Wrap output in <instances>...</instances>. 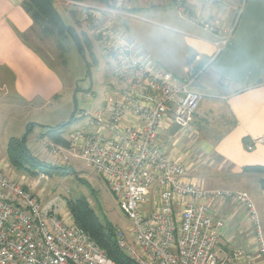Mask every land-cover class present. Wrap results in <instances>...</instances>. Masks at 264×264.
I'll use <instances>...</instances> for the list:
<instances>
[{"label": "built area", "instance_id": "built-area-1", "mask_svg": "<svg viewBox=\"0 0 264 264\" xmlns=\"http://www.w3.org/2000/svg\"><path fill=\"white\" fill-rule=\"evenodd\" d=\"M64 1L84 8L83 20L96 27L112 98L97 112L84 114L85 127L70 135L67 146L41 141L49 159L60 165L81 160L103 178L129 224L115 229L116 246L136 264H264V239L249 196L227 189L207 190L186 181L190 165L170 158L160 146L159 133L168 122L189 136L203 97L194 89L198 76L194 64L178 80L165 70L149 67L130 54L128 42L111 34L95 10L128 14L122 10L137 0H106L108 7L100 8ZM185 1L174 0L176 8L183 11ZM190 21L219 35L213 43L216 54L228 44L231 30L223 32L200 16ZM257 142L263 143L264 138L246 148ZM205 199L244 206L255 228L254 252H217L224 222L211 217L201 203ZM0 264L117 263L76 227L60 200L43 202L0 168Z\"/></svg>", "mask_w": 264, "mask_h": 264}, {"label": "crops", "instance_id": "crops-1", "mask_svg": "<svg viewBox=\"0 0 264 264\" xmlns=\"http://www.w3.org/2000/svg\"><path fill=\"white\" fill-rule=\"evenodd\" d=\"M79 2L98 5L100 1ZM125 8L151 19L148 25L153 27L152 40L147 38L148 47L144 45L142 51L152 59L154 55L155 66L178 79L185 77L190 64H194V72L200 67L194 89L202 92L206 103L200 104L195 113L196 126L192 125L189 136L172 142L177 129L165 124L160 140L162 151L180 162H189L193 157L196 164L200 161L206 165L203 178L193 171V177L187 176L186 181L197 184L196 178H201L207 189L246 193L264 239V189L260 176L243 173L245 167L264 168V142L246 148L264 138V0H186L181 14L174 0H137ZM193 16L210 21L223 32L231 30L229 43L219 54H213V37L189 21ZM32 25L21 0H0V91L13 94L30 107L56 109L65 98L64 83L57 71L27 44ZM105 106L106 103L102 107ZM3 154L0 168L28 186L27 177L10 167L6 150ZM219 164L227 165L230 174L220 172ZM231 177L236 178L233 186L225 181ZM201 203L213 219L224 222L219 229L218 253L256 250L255 228L243 205L215 199Z\"/></svg>", "mask_w": 264, "mask_h": 264}, {"label": "rangeland", "instance_id": "rangeland-1", "mask_svg": "<svg viewBox=\"0 0 264 264\" xmlns=\"http://www.w3.org/2000/svg\"><path fill=\"white\" fill-rule=\"evenodd\" d=\"M52 1L66 25L75 28L80 37L82 34H86L88 38L87 40L92 46L93 57L90 56L85 46L82 47L83 54L79 53L71 40L65 42V51L62 53L56 48L54 41L49 38L39 40L35 38L34 35L26 37L27 44L31 48L35 49L42 59H44L45 62L55 69L61 76L64 83L63 94L65 95V98L62 102L58 103L59 105L56 109H50L49 107L39 109L25 105L23 102L17 100L13 94L11 95L5 93L4 91H0V157L5 159L3 152L6 150V146L10 138L23 137L26 134L27 125L33 124L31 132L27 137V141L30 139V143H27V145H30L29 149L32 154L41 161L53 166H60L64 170L53 172L51 175H44L41 173H37L38 175L36 174L34 176L25 175L27 177L26 181L28 186H25V184L22 183L24 188L31 190V192L35 196H39L43 202H47L52 199L60 200L62 206L64 207V212L70 216L72 221L73 219L67 208L66 202L68 200L84 198L88 201V204L96 213L102 214L104 219L113 225L114 230L116 228H126L129 226L128 221L118 211L117 202L109 192L108 186L89 166L86 165L85 162L73 159L68 164L64 165L54 163L48 157L47 150L45 149L47 147L43 146V148L40 143L41 141H44V139L41 138L40 133V131L43 132L42 127H54L60 124L64 125V136L66 140H68L74 131L81 130L85 127L86 119L83 118L84 114H93L94 112H97L98 109H100V106L102 107L109 99H111L112 96L111 89L108 84V67L106 66L105 58L102 52L103 45L99 43V40L96 37V27L90 26L88 23L89 20H83L84 8H73L71 4H67L64 0H60L59 2H55V0ZM69 1L75 2L76 0ZM98 1H100L97 3L98 5H86L97 8L108 7L106 0L102 3V0ZM76 2H79V0ZM95 10L99 13L101 18L100 22L106 26L108 25V28H110L108 30L111 34L116 36V39L129 43L131 46V55L136 58L140 57L149 67L155 66L154 62L156 59L154 55L152 59L150 54L149 56L147 55L148 52L144 51L147 53L145 54L142 51L145 49L144 45L147 46V38L149 41L152 40L153 33L151 32L153 31V27H151L152 25H148L151 24L148 23L151 19L147 20L143 17L141 12L131 11L129 9L122 10L128 14L119 15L102 13L100 12L102 11L101 9ZM70 11L75 12L74 19L71 17ZM177 12L181 14L182 11L178 10ZM194 25L199 26L204 32L213 37L211 42L214 50L213 54H219H216V49L213 44L219 35L214 34L210 30H205L199 24ZM94 62H96V64H94ZM157 68L165 70L159 66ZM176 77L177 76L174 78L178 80L179 77ZM196 91L200 94L202 93L201 91ZM74 94L77 101L76 111H74L73 105ZM205 103L206 99L202 97L200 104ZM72 115L74 116L72 117ZM196 122L197 121L194 118V124H191V128L192 125L194 127L196 126ZM167 124L171 125L169 122ZM163 129L164 128L160 130L159 141L162 140ZM177 133L176 139L172 142L186 136L178 130ZM45 141L49 144L52 143L46 139ZM35 147H37V149H35ZM183 151L184 149L182 148V153ZM163 152L168 155V153H166L167 151ZM169 157L171 158V156ZM187 160H181L183 163L187 162L188 166L190 165L187 176L193 177L191 174L194 171L195 173L198 172V175L203 178V174L207 172L205 167L206 165H203L200 161L196 164L194 162L196 160H194L193 157L189 162ZM219 165L222 167L220 172L223 174H230V169L227 168V165ZM34 172H36V170H34ZM40 175H42L43 178L39 177ZM201 178H196L197 184L204 189H207L204 185V180ZM11 179L18 182V180L16 181L14 177ZM225 181L233 186V183L236 182V178L231 177L230 179H225Z\"/></svg>", "mask_w": 264, "mask_h": 264}, {"label": "trees", "instance_id": "trees-1", "mask_svg": "<svg viewBox=\"0 0 264 264\" xmlns=\"http://www.w3.org/2000/svg\"><path fill=\"white\" fill-rule=\"evenodd\" d=\"M21 7L32 20L31 34L35 38L39 40L47 38L53 40L56 48L62 53L65 51V42L71 40L79 53L83 54L82 47L85 46L90 56L93 57L92 46L87 40L86 34H82L80 37L75 28L66 25L52 0H21ZM72 7L75 8L74 6ZM70 15L74 19L75 12L70 11ZM199 71L200 67L195 73L198 74ZM32 125H27L26 134L23 137L10 138L8 141L6 158L10 167L16 173L28 176H34L37 173L51 175L53 172L63 171L62 167L47 164L32 154L27 145V137L31 132ZM42 128V139L49 140L53 144L63 147L67 146L63 124ZM244 142L247 143L246 141ZM95 173L103 180L97 172ZM243 173H255L259 175V183L264 189V168L259 166L245 167ZM66 205L76 227L87 234L109 259L117 264H136L117 248L113 225L104 219L102 214L96 213L86 199L68 200Z\"/></svg>", "mask_w": 264, "mask_h": 264}, {"label": "water", "instance_id": "water-1", "mask_svg": "<svg viewBox=\"0 0 264 264\" xmlns=\"http://www.w3.org/2000/svg\"><path fill=\"white\" fill-rule=\"evenodd\" d=\"M73 105H74V111L77 110V101H76V97H75V94L73 95ZM74 115H72L73 117Z\"/></svg>", "mask_w": 264, "mask_h": 264}]
</instances>
